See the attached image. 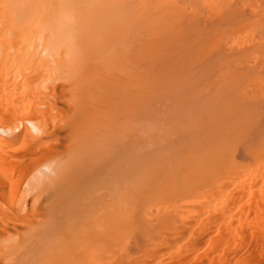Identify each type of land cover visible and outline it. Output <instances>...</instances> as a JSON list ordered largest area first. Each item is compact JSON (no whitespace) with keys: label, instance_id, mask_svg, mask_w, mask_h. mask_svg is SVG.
<instances>
[{"label":"bare ground","instance_id":"obj_1","mask_svg":"<svg viewBox=\"0 0 264 264\" xmlns=\"http://www.w3.org/2000/svg\"><path fill=\"white\" fill-rule=\"evenodd\" d=\"M248 1L0 0V264H264Z\"/></svg>","mask_w":264,"mask_h":264},{"label":"rangeland","instance_id":"obj_2","mask_svg":"<svg viewBox=\"0 0 264 264\" xmlns=\"http://www.w3.org/2000/svg\"><path fill=\"white\" fill-rule=\"evenodd\" d=\"M252 0H250V1H248L249 3L248 4H252L253 2H251ZM251 35V37H255V34L253 33V31L251 30L250 32H249V34L246 36V39L248 40V39H250L249 38V36ZM245 39V38H244Z\"/></svg>","mask_w":264,"mask_h":264}]
</instances>
